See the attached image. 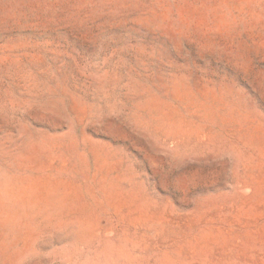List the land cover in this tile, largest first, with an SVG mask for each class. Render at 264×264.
Segmentation results:
<instances>
[{
  "label": "rangeland",
  "instance_id": "1",
  "mask_svg": "<svg viewBox=\"0 0 264 264\" xmlns=\"http://www.w3.org/2000/svg\"><path fill=\"white\" fill-rule=\"evenodd\" d=\"M0 180V264L208 262L264 208V0H0Z\"/></svg>",
  "mask_w": 264,
  "mask_h": 264
},
{
  "label": "bare ground",
  "instance_id": "2",
  "mask_svg": "<svg viewBox=\"0 0 264 264\" xmlns=\"http://www.w3.org/2000/svg\"><path fill=\"white\" fill-rule=\"evenodd\" d=\"M223 232L225 243L215 245L208 262L201 259L194 264H264V208L258 203L230 217Z\"/></svg>",
  "mask_w": 264,
  "mask_h": 264
}]
</instances>
